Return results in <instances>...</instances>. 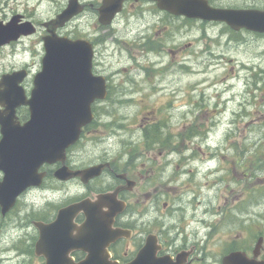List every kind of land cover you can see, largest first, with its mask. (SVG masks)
<instances>
[{"label": "flooded vegetation", "instance_id": "obj_1", "mask_svg": "<svg viewBox=\"0 0 264 264\" xmlns=\"http://www.w3.org/2000/svg\"><path fill=\"white\" fill-rule=\"evenodd\" d=\"M164 1L167 4L173 2ZM201 1L218 10L264 11V6L254 4L234 6V0ZM78 2L84 5V11L75 19L86 17L88 29L84 35L77 30L72 31L70 35H74L75 39H87L92 43L93 74L105 78L107 99L111 95L118 99L124 96L131 99L134 94L140 93L141 83L145 82L144 78L146 79L144 77L146 72L144 74L145 70L143 71L146 67L159 66L161 70L168 69L174 64L177 56L180 60L183 59L179 64L187 68L191 66L194 56L197 59L199 55L210 54V60H216L218 55L213 54L208 43H214V47H219L222 40L231 44L234 42V35L246 33L264 37V34L246 28L236 31L225 21L176 15L162 10L160 0H78ZM103 5L104 12L101 11ZM12 22L28 30L33 24L36 29L34 36L41 35L43 44V38L47 35L45 21H36L29 12L19 11L14 7L10 10L1 9L0 28H7ZM191 36L204 43L200 51L192 53L194 40H191ZM30 38V35L23 36L0 47V52L5 49L12 51L9 61L13 63L11 69L1 75L0 80L5 74L26 72L27 77L20 85L27 97L31 92L33 71L26 60L22 61L21 66H14V53ZM180 52L181 55L178 54ZM262 52L260 56L264 58V51ZM115 67H123L125 72H120ZM128 68L132 69L130 74ZM253 68L258 71L255 73ZM134 70L139 73L133 72ZM249 71L255 80L253 79L254 84L248 103V107L252 109L248 111L247 116L248 126L252 128L254 135L250 140L248 155L242 156L240 160L234 159V128L230 127L226 135V140L230 141L233 151L228 193L222 192L223 164L221 156L217 157L222 138L221 111L212 109L217 113L209 118L210 110L202 93L195 102H188L186 108L191 111L193 106L195 120L193 122L183 120L185 122L181 142L185 173L195 178L197 176L212 178L210 188L215 189L219 186V190H216L210 202L211 206H206L201 201L205 199L201 190L207 183L200 185L199 192L194 190V201L191 200L194 213L191 217L185 215L182 226L174 235L170 232L175 229L169 228L171 241L164 238L166 229L158 227L157 180L165 170L158 171L151 160L152 154H157V146L165 143L159 139L161 131L158 125L161 120L158 121L155 111H139L131 120L122 111H92L93 121L83 129L79 142L68 150L66 164L73 170L101 166V174L87 183H84L82 178L61 182L55 174L63 164L61 162L44 164L40 168V173L45 175L41 185L26 190L18 199L15 208L6 216H2L0 210L3 221L9 216L10 219L14 216L15 223L23 231L18 236L19 240L13 243L12 249L20 256H27L33 261L30 264H45V257L37 256L35 253L40 236L36 223L51 224L56 220L61 208L87 199L96 201L100 195L111 194L117 211L112 228L123 231V237L108 247L110 260L113 262L130 264L146 248L147 240L151 237L152 249L159 246L156 258L166 256L172 262H176L179 253L186 252L188 253L186 264H223V258L230 254L237 255L234 264H264V87H260L264 82V64L253 65ZM124 73L127 75L123 76ZM5 89L3 86L0 87V95ZM2 110L0 106L1 113L4 112ZM29 113L28 107H18L15 122L24 124L29 120ZM128 121L135 122L130 127L136 128L141 145L147 147L149 153L136 154L131 150L135 139L126 137L128 135L123 132L122 125ZM170 131L169 127L168 133ZM90 139L92 143L98 145L99 156H95V159L89 162H80L83 143ZM169 146L168 143V148L172 145ZM140 162L151 164L149 170L140 171L137 166ZM191 163L193 168L187 169ZM4 176V173L0 172V181ZM67 186L73 188V193L62 190ZM190 187L188 185L187 191ZM218 192L219 198L224 200L225 207L229 208L215 205ZM38 194H43L42 201H36ZM30 200L32 205H29ZM196 200L198 201L195 202ZM200 205L203 206L202 210L199 209ZM96 208L99 209L97 213L99 218H105L109 213L107 205H96ZM163 208L169 210L171 205L164 203ZM171 212H175L173 208ZM228 213L233 219L234 235H230L231 240H227L224 245L223 238L227 237L222 235V226ZM86 219L87 215L84 212L76 214L73 219L75 228H80ZM0 231L3 235L7 234L1 221ZM180 233L183 234V242H180ZM74 234L77 235L78 232L74 231ZM69 256L74 262L79 263L87 254L82 250H75Z\"/></svg>", "mask_w": 264, "mask_h": 264}, {"label": "water", "instance_id": "obj_2", "mask_svg": "<svg viewBox=\"0 0 264 264\" xmlns=\"http://www.w3.org/2000/svg\"><path fill=\"white\" fill-rule=\"evenodd\" d=\"M160 7L176 15L225 21L235 30L246 28L264 33V11L261 10H216L201 0H173L171 4L160 1ZM82 10L77 0H70L69 6L55 20L45 24L51 34L44 38L46 54L42 60V70L34 78L29 100L25 99L19 86L25 77L24 72L5 75L0 83L6 88V93L0 95V104L7 109L0 119L3 134L0 170L5 173L0 183L3 215L15 206L17 198L26 189L40 186L43 177L38 170L43 164L65 162L67 149L79 140L82 128L92 121V105L96 100L106 98L104 80L92 74L91 43L56 33L58 28L64 27ZM101 11H105L104 7ZM33 33V29L29 31L12 22L7 28H0V46ZM23 104L30 107L31 119L20 126L13 122V118L16 108ZM99 174V167L72 171L63 166L56 177L68 181L81 176L87 182ZM112 199L111 195H101L96 201L86 200L61 209L52 224L36 223L40 231L36 255L45 256L46 264H114L109 261L108 254L103 257L100 254L123 235L120 230L113 231L111 228L116 213ZM93 204L107 205L110 209L108 216L99 219L98 209ZM80 212H85L88 217L75 235L77 228L74 227L73 218ZM101 220H107L109 225H104L105 222ZM74 250L88 253L86 259L74 263L69 256ZM185 257L180 254L175 264H184ZM233 258L234 255L227 257L224 264H232ZM143 260L137 259L131 264H144ZM168 261L150 258L148 264H173Z\"/></svg>", "mask_w": 264, "mask_h": 264}, {"label": "rangeland", "instance_id": "obj_3", "mask_svg": "<svg viewBox=\"0 0 264 264\" xmlns=\"http://www.w3.org/2000/svg\"><path fill=\"white\" fill-rule=\"evenodd\" d=\"M67 3L68 0H0V10H10V8L14 7L19 11L29 12L36 21H48L60 13ZM245 4L264 6V0H234V6ZM86 29H88V19L82 16L69 24L64 31H61V34L67 35V32L76 30L85 34ZM41 38V35L32 36L30 39L25 40L21 45L22 48L16 49L14 66H21L23 64L22 61L26 60L33 71V76L41 70V61L44 56ZM193 38L191 36V40H194V46L191 51L195 53L204 47V43L199 42L198 38ZM208 45L213 54L218 55L215 58L216 60H210V54L199 55L197 59L194 56L190 63L191 66L185 68L183 64H179V61H183V59L180 60L176 56L174 64L168 69L161 70L159 66L146 67V69H143V71L145 70L144 74L146 72L144 76L146 79L144 78L145 82L141 83L140 93L134 94L131 99L125 96L118 99L111 95L106 100L107 102L99 105L103 108L102 111H122L130 120L134 119L139 111H155L158 121L161 120L158 125L161 131L159 139L164 140L165 143L157 146V154H152L151 160L154 161V166L158 168V171L165 170L162 171L163 173L159 175L157 180L159 195L158 227L166 229L164 238L169 241L172 240L169 237V228L175 229V231L170 232L171 235H174L177 229L182 226L185 215L191 217L194 213V206L191 201L192 199L194 201V190L199 192L201 189L200 185L207 183V186L201 190L203 196H205V199L201 201L206 206H211L210 202L216 190H219V186H216L215 189L210 188L212 186V178H202L200 176L195 178L193 175L185 173L183 145L181 142L182 128L185 122L183 120L188 119L191 122L195 120L193 106H191V111L186 108L188 102H195L202 93L210 110L209 113L211 115L209 118L212 117V114H216L217 111H221L222 138L217 157L221 156L223 164L222 178L224 180L221 182L222 192L227 191L228 193L230 185V161L233 151L230 147V141L226 140L230 127L234 128V159L240 160L241 156L248 155V149L251 145L250 140L254 135L252 128L248 126L247 116L248 111L252 109V107H248V103L251 98V87L254 84V78L249 70L252 69L253 65L264 64V58L260 56L263 53L262 51H264V37L246 33L234 35V42L231 44H227V42L222 40L219 47H214V43H208ZM178 54L181 55V52ZM9 56H12L10 49L0 52V77L12 67L13 63L9 61ZM123 67L115 68L123 72ZM158 68L159 70H157ZM253 70L255 73L258 71L255 68ZM128 71L130 74L132 69L128 68ZM133 72L139 73L137 70ZM124 75L127 74L124 73ZM32 78L31 81H33ZM261 86L264 87V82L260 84ZM212 109L217 111H212ZM134 124V121L122 124L123 132L128 135L126 137L135 139L131 150L136 154L141 152L149 153L147 147L141 145L136 128L130 127V125ZM169 127L171 131L168 133ZM231 133L233 132L231 131ZM178 140H180L179 143L177 142ZM85 142L82 146L84 149H81L80 162H89L95 159V156H99L98 145L92 143L91 139ZM168 143L170 146L172 145L171 147L169 146L170 148L167 147ZM150 165L148 162L137 164L140 171L149 170L148 167ZM186 168L192 169L193 163ZM188 185L191 187L187 191ZM62 190L73 193V188L69 186ZM163 193L165 194L163 195ZM38 195L36 201H42L43 194ZM219 197L220 192L217 194L215 205L229 208L225 207L224 200ZM28 202L30 203L31 200ZM164 203H169L171 208L169 210L163 208ZM172 208L173 212L175 211L174 213L171 212ZM202 208L203 206L200 205L199 209L202 210ZM5 220L3 221L0 217V221L5 225L7 233L3 236L2 231H0V264L33 263L27 256H25L26 258L20 256L17 251L12 249L13 243L19 240L18 236L23 231L15 223L14 216L11 219L9 216ZM232 221L233 219L228 213L222 226V235L227 237L223 238L224 245L227 240H231L230 235H234V224ZM179 235L180 242H183V234L180 233Z\"/></svg>", "mask_w": 264, "mask_h": 264}, {"label": "bare ground", "instance_id": "obj_4", "mask_svg": "<svg viewBox=\"0 0 264 264\" xmlns=\"http://www.w3.org/2000/svg\"><path fill=\"white\" fill-rule=\"evenodd\" d=\"M226 44V43H225Z\"/></svg>", "mask_w": 264, "mask_h": 264}]
</instances>
